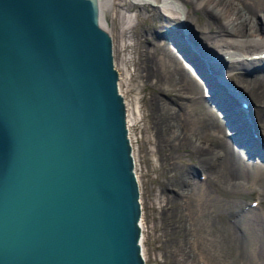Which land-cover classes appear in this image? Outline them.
<instances>
[{"label":"water","instance_id":"obj_1","mask_svg":"<svg viewBox=\"0 0 264 264\" xmlns=\"http://www.w3.org/2000/svg\"><path fill=\"white\" fill-rule=\"evenodd\" d=\"M181 27L207 98L230 118L222 85L264 143L219 56ZM118 77L97 0H0V264H145Z\"/></svg>","mask_w":264,"mask_h":264},{"label":"rangeland","instance_id":"obj_2","mask_svg":"<svg viewBox=\"0 0 264 264\" xmlns=\"http://www.w3.org/2000/svg\"><path fill=\"white\" fill-rule=\"evenodd\" d=\"M114 1L111 10L110 35L113 43L114 65L119 76L118 88L123 95L127 110L126 123L134 160L133 169L139 189L140 244L145 264H264V166H262L264 160L247 156L243 148L235 144L231 138L226 137L232 145L235 144L234 147L240 151L243 160L248 165L258 166V168L248 170L240 167L233 177L240 184L235 187L227 186L215 191L211 196L200 192L197 186H193V192L191 190L188 196L175 187L168 186L167 193L172 195L177 203L175 205L180 206V212L175 220L178 226L177 229L166 228L163 223H160L155 209V205H158L155 203L157 200L155 197L160 192L162 183L165 184L171 175L177 176L183 173L189 178V184H192L191 180L193 182L195 180L200 183L199 185L213 189L210 184L204 182L207 171L201 168L204 162L201 153L198 152L201 146L215 148L214 141L207 138L215 118L221 121L227 132L231 131L222 118L221 110L209 99L204 97L201 99L204 109L195 103V100L203 96L206 88L193 70L192 64L182 58L177 47L171 42L175 36L169 25L176 23L179 26V19L166 20L156 7L157 5L150 4L148 1L144 2L145 4L131 5L126 2L130 6L119 5L118 0ZM184 1L188 10L187 15L190 19L192 18L189 23L194 29H198L199 23L204 22V15L197 9L195 0ZM199 32L203 34L201 30ZM199 32L197 36L200 37ZM141 34H150V38H153L154 42L150 40L147 43L150 50L157 45L158 48L165 47L176 55L180 62L185 64L184 68L200 88H193L190 92H185L183 96L172 91H161L170 88L172 80L169 75L171 76L172 69L164 64L158 65V68L155 67L151 55L145 57L141 53L137 43V37ZM175 65L179 64L175 62ZM145 66L152 71L156 68L157 75L161 79L159 87L141 83L140 72ZM261 67L257 65L255 72L260 73L259 71L263 70L264 74V68ZM229 82L236 87L234 82L230 80ZM155 95L158 96L157 100L161 104L175 107L180 111H183V104H191L186 111L190 122L187 129L192 131L193 140L196 141L195 145L190 144L175 149L174 154L177 158H166V161L163 159L165 164L161 167L160 160L158 161L152 153L154 146L151 140L153 133L150 99ZM241 96L244 97L242 94ZM250 106L249 104L248 108L251 111L252 106ZM202 129L206 131L204 135ZM210 158H212L211 153L208 154L207 160L211 161ZM235 224L240 225L248 234L249 240L241 248L236 246L230 237V229ZM167 230L168 233H165ZM258 241L262 243L261 252L257 248Z\"/></svg>","mask_w":264,"mask_h":264},{"label":"bare ground","instance_id":"obj_3","mask_svg":"<svg viewBox=\"0 0 264 264\" xmlns=\"http://www.w3.org/2000/svg\"><path fill=\"white\" fill-rule=\"evenodd\" d=\"M146 1L150 2V4L155 3L166 20L169 18L179 19V26L176 23L169 26H171V32L173 31L172 33L175 36L174 43L176 46L175 44L174 46L178 47L177 51L183 59H185V56L189 59L193 57L202 66L199 58L181 40V32L183 31L180 29L182 28V23H186L185 30H187L191 38L195 36L196 38L194 37V39L208 52L212 54L216 53L219 56V59L213 60L217 71L226 80L234 82L239 93L246 97L243 98L247 99V105L250 104L252 106V110H249L251 121L255 125L258 135L264 140V74L262 73L263 70L262 72L259 71L260 73L255 72L257 65L264 68V0H195L197 9L205 18L203 23H199L198 29H194L191 23H189L192 21V18L190 19L187 15L188 10L184 0H118V4H141ZM114 2V0H97L98 21L107 28L109 33L112 24L111 10ZM129 4L127 6H130ZM198 30H201L203 34ZM198 32L201 34L200 37L197 36ZM150 40H153V38H150V34H141L137 37L141 53L145 57L146 55H151L155 62V67L158 68V65L164 64L167 67L169 65L172 69L171 76L169 75L172 80L170 88L161 91H172L179 96H183L185 92L188 93L193 88H200L198 83L192 79L190 73L184 68L185 64H182L176 55L172 54L165 47L158 48L157 45L153 46V49L150 50L147 45ZM175 62L179 65L176 66ZM193 70L201 78L206 88L203 78L196 72L194 67ZM160 80L156 68L153 71L149 70L146 66L142 68L140 72L142 84H153L159 87ZM210 82L211 87L214 89L213 94L215 98L224 104L229 111L233 125V130L230 129V131H235V134L227 132L221 121L215 118L213 126H211L207 133V138L214 141L212 142L215 144V148L212 149L210 146H203L202 148L201 146L199 149L198 153H201V158L204 162L201 168L207 171L205 172L204 182L210 184L213 189H210L209 186H201L195 180L194 182L191 180L193 185L189 184V178L183 173H179L177 176L171 175L165 184L162 183L163 186L160 192L157 193V197H155L157 199L155 203H158V205H155L156 208H154L156 209L160 223H163L166 228L175 227L177 229L178 223L175 220L178 217L177 214L180 212V206L175 205L174 198L166 191L168 186L175 187L186 196L190 194L191 190L193 192V186H197L200 192L211 196L215 191L222 190L227 186H238L240 182L233 177L240 167L248 170L258 168V166L248 165L243 160L240 151L234 147L237 144L236 141L246 144L252 151L264 152V143L250 135V126L247 124L248 117L238 109L233 97L224 90L219 89L223 88L222 85L213 80ZM209 94L206 89L203 96L201 95L199 100H195L196 105L204 109L201 99L203 97L208 99L207 95ZM157 98L158 96L155 95L150 99L152 104L151 129L153 133L151 140L154 146L152 153L155 154L158 161L160 160L159 166L161 167L162 164H165L163 159L166 161V158H177L176 154H174L175 149L183 148L190 144L195 145L196 141L193 140L192 131L187 129L190 122L186 111L191 104H183V111H180L175 107L161 104ZM212 104L215 106L214 102ZM205 132V129H202L203 135ZM226 137L231 138L235 144L232 145ZM209 153L212 154L211 161L207 160ZM262 166H264V163H262ZM231 228L230 237L236 246L241 248L249 240L248 234L242 230L240 225L235 224ZM227 231L229 232V230ZM165 233H168V230ZM257 248L260 252L262 251V243L259 241L257 242Z\"/></svg>","mask_w":264,"mask_h":264}]
</instances>
